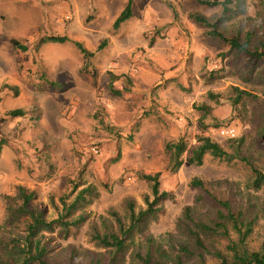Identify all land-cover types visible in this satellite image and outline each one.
Listing matches in <instances>:
<instances>
[{
	"label": "rangeland",
	"instance_id": "374dc122",
	"mask_svg": "<svg viewBox=\"0 0 264 264\" xmlns=\"http://www.w3.org/2000/svg\"><path fill=\"white\" fill-rule=\"evenodd\" d=\"M130 1L133 16L115 29ZM246 8L244 15L221 23L226 36L241 28L263 36L264 0H246ZM191 14L214 23L223 7L194 0H0V232L8 198H16L19 187L36 192L29 207L49 221L62 213L64 197L70 196L69 203L79 190L94 186L98 195L72 217L84 214L86 220L66 237L58 230L46 234L58 264H89L83 250H103L92 238L94 230H116L117 217L128 215V202L137 212L146 209L152 184L143 176L159 173L160 190L172 198L158 205L156 217L130 242L127 264L133 250H145L149 237L174 262L185 240L184 210L203 194L191 187L195 178L222 200L250 203L248 215L256 220L247 247L262 250L264 187L252 186V168L210 156L201 166L187 160L201 137L229 152L237 140L243 141L242 156L264 172V135H258L264 84L250 79L247 57L211 39ZM51 36L67 41L41 42ZM13 40L28 51H17ZM236 89L249 95L236 102ZM14 110L23 117L10 116ZM232 129L234 136L226 133ZM180 139L187 143L185 163L172 173L165 147ZM207 206L197 216L212 215L214 208ZM227 244L207 240L210 248L225 250ZM204 259L219 264L210 254Z\"/></svg>",
	"mask_w": 264,
	"mask_h": 264
},
{
	"label": "trees",
	"instance_id": "16d2710c",
	"mask_svg": "<svg viewBox=\"0 0 264 264\" xmlns=\"http://www.w3.org/2000/svg\"><path fill=\"white\" fill-rule=\"evenodd\" d=\"M201 5L223 7V15L217 22L212 23L205 16L191 14L190 19L198 26L207 28V35L213 39L230 46V51L238 56H245L250 65V79L264 84V26L262 27L263 36L259 37L257 32L241 28L237 35L228 37L220 29L223 22L238 18L247 12L246 0H194ZM133 16L132 2L130 1L125 10L117 18L114 28L118 29L121 24ZM66 37L51 36L44 40L46 42L64 43ZM13 46L22 53L28 51V46L12 41ZM84 55H90L80 43L76 44ZM240 101L248 92L236 89ZM251 96V95H250ZM206 108H204L205 110ZM12 117H23L24 112L14 110L9 113ZM258 135H264V123L259 127ZM237 145L232 146V152L223 148L219 143L214 142L208 137L199 138V145L191 152L187 163L201 166L206 156L220 162L231 163L234 161L245 162L252 168L254 180L253 187L261 189L264 187V172L255 167L247 158L242 156L241 146L243 141H237ZM169 155V170L176 173L184 165V154L187 152V143L180 139L177 142H170L165 147ZM160 174L145 175L143 179L152 184V197L145 199L146 209L138 212L133 202H128V215L125 220L117 217L116 230H94L93 240L96 241L98 248L102 251L83 250L82 256L89 264H127V254L130 242L138 232H141L143 225L150 219L156 217L160 209L158 205L167 199L172 198L170 192L160 190ZM191 187L198 189L203 194L209 195L207 204L205 195H199L195 207H186L181 218L182 232L185 240L180 243L177 256L171 261V252L163 248L162 244L157 243L153 238L146 240L145 250H133L130 255V264H185L184 258L189 260L198 259L201 264H206L205 254H210L219 261V264H264V246L260 251H250L247 247V240L253 232L255 220L250 218V203L234 202L221 198L210 192L208 184L195 178L190 183ZM78 187L73 192H77ZM94 186H87L77 193L74 200L66 202L70 196L62 199L63 211L54 220H47L44 212L32 210L29 206L37 197L36 192L29 191L24 187L18 188L16 198H8L6 207L4 229L0 232V264H58L57 255L53 254L51 248V238L46 234H53L56 230L60 235L66 237L71 228L83 223L86 215L82 214L77 218H72L77 212L92 203L95 194ZM206 200L207 205H211L214 210L212 215L203 218L197 216V210L204 207L202 202ZM20 201V204L17 202ZM202 203V204H201ZM210 206V207H211ZM211 207V208H212ZM264 217V206L260 209ZM23 227V229H21ZM233 234L236 235L235 239ZM210 238L224 239L228 241L225 250L215 246L211 248L207 245ZM170 250L171 247H166ZM77 253V250H74ZM173 252V251H172ZM92 256V257H91ZM71 262V261H70Z\"/></svg>",
	"mask_w": 264,
	"mask_h": 264
},
{
	"label": "built area",
	"instance_id": "2783aa9c",
	"mask_svg": "<svg viewBox=\"0 0 264 264\" xmlns=\"http://www.w3.org/2000/svg\"><path fill=\"white\" fill-rule=\"evenodd\" d=\"M228 135H232V136H234V133H235V130L234 129H232V130H229L228 132H226Z\"/></svg>",
	"mask_w": 264,
	"mask_h": 264
},
{
	"label": "crops",
	"instance_id": "0c3cea01",
	"mask_svg": "<svg viewBox=\"0 0 264 264\" xmlns=\"http://www.w3.org/2000/svg\"><path fill=\"white\" fill-rule=\"evenodd\" d=\"M67 18H70V17L67 16ZM20 53H21V52H20Z\"/></svg>",
	"mask_w": 264,
	"mask_h": 264
}]
</instances>
